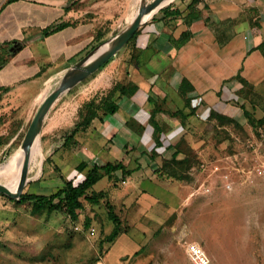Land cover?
<instances>
[{
  "label": "rangeland",
  "instance_id": "374dc122",
  "mask_svg": "<svg viewBox=\"0 0 264 264\" xmlns=\"http://www.w3.org/2000/svg\"><path fill=\"white\" fill-rule=\"evenodd\" d=\"M154 1L145 0V3ZM180 1L168 0L158 11ZM65 2L67 9L79 20L91 19L93 22L86 21L87 24L75 30L82 35L80 43L69 45L65 54L58 55L60 59L50 55L55 56L53 63L57 68L66 62L63 58H68L71 52L84 45L88 39L87 32L98 31L101 38L107 39L124 29L137 16L141 6V0ZM21 6L22 3H18L12 8L20 15ZM70 31L73 30L54 35L49 43L54 39L69 38ZM122 49L125 54L130 51L131 55L136 52V45L131 42ZM13 67L10 63L3 65V78L20 81L24 72L15 74ZM117 70L115 64L96 70L73 86L71 94L67 96L65 92L55 100L51 116L37 136L40 152L31 163L28 162L27 182L21 195L27 191L49 194L64 184V176L80 179L76 165L83 159L84 151H88L83 145L88 142L89 135L85 139L80 138L83 144L78 141V146L65 149L61 133L72 127L79 104L106 93L119 74ZM42 88L41 78L27 86L17 85L12 92V100H9L10 106L14 104L15 107L0 102V184L7 185L9 177L3 174V166L22 148L36 114L31 115V109ZM50 92L44 95L43 100ZM169 92H174L171 87ZM240 101L251 113L245 114L240 102H230L236 121L214 118L199 124V127L194 125L193 134L186 142L200 153L201 159L191 168L193 173L188 171L194 181L187 188L191 199L180 206L179 215L164 222L150 216L128 219L124 206L115 201L118 199L111 203L104 197L98 203L85 201L73 216L62 206L43 207L28 201L20 202L21 195L13 197L0 192V210L11 211L7 214L8 219L0 220V237L5 240L0 244L3 251H0V264H94L100 257L105 264H192L186 252L191 243L200 244L216 264H237L232 252L246 256L240 251L245 240L252 243L259 240L264 248V164L262 170L257 171L263 161L259 156V144L264 124L253 117L264 114V92L250 88ZM225 108L223 111H228ZM163 137L165 143H169L164 133ZM146 142L143 143L146 149L155 144L153 140ZM160 148L168 151L166 146ZM228 182L233 183L234 190L227 191ZM107 183L108 178L105 177L93 188H104ZM143 186L149 188L150 183L145 181ZM108 203L112 204L114 217L109 213ZM255 212L259 213L258 222L253 220L251 223L252 216L249 215ZM10 233L11 238L8 236ZM254 245L251 247L255 249ZM244 263L242 259L238 264ZM253 264H264V257L259 256Z\"/></svg>",
  "mask_w": 264,
  "mask_h": 264
},
{
  "label": "crops",
  "instance_id": "0c3cea01",
  "mask_svg": "<svg viewBox=\"0 0 264 264\" xmlns=\"http://www.w3.org/2000/svg\"><path fill=\"white\" fill-rule=\"evenodd\" d=\"M18 3H22L20 15L12 8ZM66 5L65 0L0 1L1 104L6 102L8 107L14 108L15 105L10 106L9 103L14 88L17 85L27 86L41 78L44 88L40 89L31 109V115L36 113L44 95L58 85L64 73L92 50L94 44H99L98 31L87 32L88 39L83 42L84 45L71 52L68 58H63L66 62L57 68L53 63L54 57L60 59L58 55L65 54L69 45L80 43L82 35L75 30L87 24L86 21L93 22L91 19L79 20ZM171 8L179 13L165 16L156 11L155 18L153 15L140 27L135 41L137 52L133 59L130 51L123 53V46L97 69H107L114 64L118 67L119 74L107 91L119 82L134 85L135 90L132 93L117 90L112 97L117 104L114 114L103 115V119L95 118L88 129L77 131L71 142L67 143L64 137L62 143L65 149L76 147L78 141L82 143L81 139L89 135L88 142L83 145L88 151L83 152L80 161H85L88 166L82 171L78 170L80 179L77 176L65 178L62 174L64 180L73 179L74 183L84 178L93 163L123 160L129 172L123 174L122 170H117L112 179L104 176L100 179L108 178L104 188L91 190L106 191L105 198H109L111 203L118 199L115 201L124 206L128 219L150 216L164 222L179 215L180 206L191 199L187 188L194 181L168 175L161 168L163 158H171L174 146L183 139L188 141L194 125L208 121L212 111L222 112L225 106L228 111L224 112L235 114L230 102H240L245 83L264 92V0H181ZM61 23L66 25L56 31L45 32L46 28ZM69 29L73 30L69 38H58L49 43L54 35ZM6 63L14 65L15 74L24 72L20 81L3 78L1 72ZM183 80L184 91H181L179 85ZM169 87L173 93L169 92ZM70 92H66L67 96ZM52 106L41 130L51 116ZM81 106L79 104L76 109L72 127L66 133H61L62 136L70 132L79 120ZM151 114L152 120L142 126ZM155 123L163 129L165 139L170 141H164L162 146H166L168 151L159 148V154L154 157L151 152L154 145L146 149L143 143L154 141ZM97 147L101 150H96ZM111 158L113 160H109ZM145 181L150 183L149 188L143 186ZM8 212L11 211L0 210V220L8 219ZM249 216H252L251 223L253 220L258 222L259 213ZM11 235L8 236L11 238ZM3 241L0 237V244ZM251 243L248 239L242 243L244 248L240 251L246 256L232 252L235 262L243 259L244 264H253L259 256L264 257L262 243L259 240ZM253 244L255 249L251 247Z\"/></svg>",
  "mask_w": 264,
  "mask_h": 264
},
{
  "label": "trees",
  "instance_id": "16d2710c",
  "mask_svg": "<svg viewBox=\"0 0 264 264\" xmlns=\"http://www.w3.org/2000/svg\"><path fill=\"white\" fill-rule=\"evenodd\" d=\"M8 1H13V0H8ZM158 12L164 13L165 16L179 13L177 9H173L170 6L160 9ZM65 25L66 23L65 24L61 23L53 27H48L45 29V32L49 33L56 31ZM139 30L140 28L136 31V33L124 46L128 45L131 42L134 45L136 44L135 41L138 36ZM97 38H98V43L105 40V38H101L100 36ZM95 45L96 44L93 45L92 49L95 47ZM136 52H137V46H136ZM136 52L131 54V59L135 57ZM248 86H249L248 83H245L244 88L241 92L242 99L246 95L247 90L253 88ZM182 88H184V80L179 85V90L184 91V89ZM117 90H120V92L122 93H132L135 90V86L131 84H125L119 82L115 84L113 88H111L109 91H107L100 97L98 95H95L92 98L85 101L79 109V117H80L79 120L77 121L73 129L70 132H68L66 135H64L67 143L73 140L74 135L76 134L77 131L87 129L95 118L98 117L103 119L105 115L114 114L116 112L117 104L116 102L113 101L112 97L115 94V92H117ZM240 104H241L240 105L241 108L244 109L245 114L251 113L250 110L245 107L244 102L240 101ZM253 117L256 119V121L264 124V114L261 117H255V116ZM214 118L221 119L222 121H236L233 114H229L224 111L222 112L212 111L211 116L208 119V122ZM151 120H152V114L148 117L146 121H144L145 123H142V126L146 125ZM154 125H155L154 126L155 144L151 152L155 157L159 154L158 149L162 147L164 144V139H163L164 132L163 129L157 123H155ZM174 147L175 150L171 158H163L161 168L165 169V171H167V174L174 178L193 180V176L192 175L189 176L188 171L190 172V169L194 167L197 162H199V160L201 159L200 153L197 152L192 147H190L185 139L179 141L177 146ZM180 153H183V156H180ZM87 166L88 164L85 161H82L78 164L77 169L79 171H82ZM117 170H122L123 174L129 172V170H126L123 160L117 162L107 161L105 163H93L89 167L84 178L78 183H74L73 179H67V180L65 179L64 185L58 188V190H56L55 192H52L51 194H37V193L24 192L20 197V202L28 201L32 203H37L39 204V206H43V207L62 206L66 208L68 213L74 216L76 214V210L82 208L85 205V201L91 203H98L100 199H103L104 197L107 196V193L104 190L95 191L91 189L104 176H108L110 179H112L114 177V173ZM108 206L110 207L108 208L109 213L111 214L112 217H114L115 215L111 207L112 204L108 203Z\"/></svg>",
  "mask_w": 264,
  "mask_h": 264
},
{
  "label": "water",
  "instance_id": "95a60500",
  "mask_svg": "<svg viewBox=\"0 0 264 264\" xmlns=\"http://www.w3.org/2000/svg\"><path fill=\"white\" fill-rule=\"evenodd\" d=\"M162 0H155L151 4H146L145 0H141V6L138 14L132 21L122 30L116 31L106 40L96 45L78 62L74 63L62 76L56 88L50 92L43 100L41 106L32 119L30 126L26 132L22 148L28 149L37 139L41 131L44 118L55 100L63 93L69 91L73 86L82 81L88 75L100 68L107 62L116 52H118L136 33V31L161 7L159 3ZM28 161L23 164L22 181L17 191H12L7 185L0 184V192L6 193L13 197H19L27 182Z\"/></svg>",
  "mask_w": 264,
  "mask_h": 264
},
{
  "label": "bare ground",
  "instance_id": "6f19581e",
  "mask_svg": "<svg viewBox=\"0 0 264 264\" xmlns=\"http://www.w3.org/2000/svg\"><path fill=\"white\" fill-rule=\"evenodd\" d=\"M168 0H162L159 5ZM40 152V142L36 139L28 149L21 148L8 163L3 166V174L9 177L7 186L12 191H17L21 185L23 164L27 160L29 163L37 157ZM34 163V162H33ZM29 169V168H28Z\"/></svg>",
  "mask_w": 264,
  "mask_h": 264
},
{
  "label": "built area",
  "instance_id": "2783aa9c",
  "mask_svg": "<svg viewBox=\"0 0 264 264\" xmlns=\"http://www.w3.org/2000/svg\"><path fill=\"white\" fill-rule=\"evenodd\" d=\"M259 147L261 149V152H259V156L263 158V161H261L260 165L257 167V171H261L262 165L264 164V129L261 132V140ZM228 189H233L234 185L233 183H227L226 184ZM78 228V227H77ZM187 255L191 261L192 264H216L212 257L208 254V252L197 243H191L187 246L186 249ZM94 264H105L102 260V257L98 258Z\"/></svg>",
  "mask_w": 264,
  "mask_h": 264
}]
</instances>
